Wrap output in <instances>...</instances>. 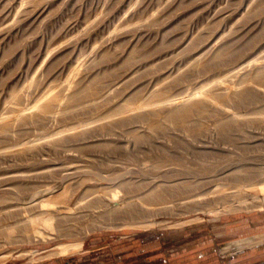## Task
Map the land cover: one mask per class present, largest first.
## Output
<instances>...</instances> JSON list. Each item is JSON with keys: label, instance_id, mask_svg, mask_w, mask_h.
<instances>
[{"label": "rangeland", "instance_id": "1", "mask_svg": "<svg viewBox=\"0 0 264 264\" xmlns=\"http://www.w3.org/2000/svg\"><path fill=\"white\" fill-rule=\"evenodd\" d=\"M263 250L264 0H0V264Z\"/></svg>", "mask_w": 264, "mask_h": 264}, {"label": "bare ground", "instance_id": "2", "mask_svg": "<svg viewBox=\"0 0 264 264\" xmlns=\"http://www.w3.org/2000/svg\"><path fill=\"white\" fill-rule=\"evenodd\" d=\"M163 98H165V97H163ZM211 98H212V96L208 92H206V91H198L197 92V98L195 100H192V101L187 102V103H180L179 105H175L173 110L170 113H168V118L172 122L185 123L188 120V118L190 117L191 112L199 104V102L208 101V100H211ZM165 99H167V98H165ZM52 100H54L53 96L50 97V99H49V101L47 103L43 104V106H41L39 108L42 109V110H45L47 105H49ZM113 196L115 197V195H113ZM47 200L50 201L49 199H47ZM142 201L145 202V203H148V201L146 199H142ZM41 204H42V202H39L36 205H29V206H31V208L23 207L22 210L23 211H28V210H31L33 208L35 209V208L41 206ZM53 219L54 218H53V215L51 214V212L50 211H46L43 215H39V214H35L34 215L33 214L30 217V222H36L37 220H41L40 222L48 230H53V229H56V226L53 223ZM154 223H155L154 219H131L130 222H129V224H131V225H138V226H142V227H148L150 225H153ZM30 228H31V226H30ZM30 231L33 234L31 236V240L32 241H34L36 239H39V238L43 239V240H48V239L53 238V236L51 234L48 235V236H45L44 232H42L38 228H36V229L33 228ZM81 244H82V240L60 243V244L57 245V252L56 253H71V252H75L76 250H78L80 248Z\"/></svg>", "mask_w": 264, "mask_h": 264}, {"label": "crops", "instance_id": "3", "mask_svg": "<svg viewBox=\"0 0 264 264\" xmlns=\"http://www.w3.org/2000/svg\"><path fill=\"white\" fill-rule=\"evenodd\" d=\"M215 264H264V250L235 256L227 260L225 263L216 261Z\"/></svg>", "mask_w": 264, "mask_h": 264}]
</instances>
